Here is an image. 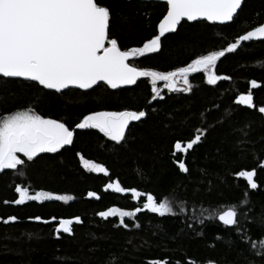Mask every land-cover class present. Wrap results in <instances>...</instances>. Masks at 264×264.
<instances>
[{
    "label": "trees",
    "instance_id": "obj_1",
    "mask_svg": "<svg viewBox=\"0 0 264 264\" xmlns=\"http://www.w3.org/2000/svg\"><path fill=\"white\" fill-rule=\"evenodd\" d=\"M98 3L110 9L109 38L122 50L140 47L158 35L159 21L167 12L163 3ZM260 24L264 0H246L231 24L184 22L161 37L157 53L129 63L173 71L199 55L223 50ZM214 73L230 79L209 84L205 73H191L190 91L157 85L161 95L156 99L148 77L121 90L101 83L86 92L58 93L0 76V118L31 108L73 128L93 111L146 112L129 124L121 141L97 129H77L71 145L39 153L32 161L21 155L23 165L0 171V264H264V246L259 243L264 241V113L258 111L264 106V41L244 42L225 53ZM251 80L260 86L252 89ZM250 89L255 107L238 104L237 97ZM197 129L203 130L200 141L187 153L173 155L175 142L193 139ZM81 157L103 165L107 174L86 169ZM178 160L184 161L187 172L179 169ZM253 169L255 190L236 175ZM117 181L152 194L158 202L167 199L175 214L153 213L143 209L146 196L133 199L132 194L106 187ZM17 186L28 188L30 195L43 191L72 199L17 205L11 203L19 198ZM89 192L96 198H88ZM231 206L236 207L238 223L228 228L218 216ZM114 207L142 210L123 223L118 216L98 215ZM12 215L17 221L3 222ZM36 216L41 221L31 219ZM76 217L80 219L71 233L55 231L61 219Z\"/></svg>",
    "mask_w": 264,
    "mask_h": 264
},
{
    "label": "snow or ice",
    "instance_id": "obj_2",
    "mask_svg": "<svg viewBox=\"0 0 264 264\" xmlns=\"http://www.w3.org/2000/svg\"><path fill=\"white\" fill-rule=\"evenodd\" d=\"M241 4L242 0H166L167 12L159 21V34L152 36L140 47L122 50L115 38H109L110 9L99 4L98 0H0V76L35 81L39 86L58 93L70 87L91 89L98 82H104L110 88L116 89L122 85H134L139 78L148 77L154 94L152 99L161 95L156 86L157 81H164L165 87L170 91L180 90L176 88V84L182 82L186 86L182 90L190 91L189 74L203 72L207 83L215 84L220 79H230L214 73L217 61L225 53L237 50L242 42L264 38V24L240 35L223 50L199 55L186 66L173 71L140 68L129 63V60L157 53L161 49V37L175 31L184 19L194 21L202 18L225 24L234 20ZM249 83L252 89L260 86L256 80ZM237 103L255 107L251 89L247 94L239 95ZM258 111L264 113V106L259 107ZM145 115L143 110L93 111L70 128L61 120L46 118L31 108L12 112L0 118V171L23 165L25 161L18 153L32 161L39 153H53L71 145L77 129H97L111 140L121 141L129 123L138 121ZM202 135L203 130L197 129L193 139L186 143L175 142L173 155L187 153L200 141ZM81 160L90 171L107 174L108 170L103 165L84 160L83 157ZM177 163L181 171H188L183 160H178ZM236 175L245 178L252 189L258 187L254 180L255 169L241 170ZM106 187L120 193L130 192L133 199L146 196L147 202L143 209L153 213L175 214L167 199L158 202L152 194L142 193L136 188H124L118 181L109 183ZM15 191L19 198L11 203L17 205L28 200L72 199L70 196H54L51 192L43 191L30 195L28 188L20 186ZM96 195L95 192L88 193L89 197ZM141 210L136 208L132 212L114 207L99 212L98 215L103 218L119 215L123 223L124 217L134 216ZM237 216L236 207L231 206L220 212L218 218L224 225L231 226L238 223ZM17 219L12 215L3 222H15ZM31 219L41 221L42 218L36 216ZM75 219L79 222L80 218ZM72 223L70 219H61L55 231L71 233ZM259 243L264 246V241ZM256 246L253 243L252 247ZM150 264L168 262L153 260Z\"/></svg>",
    "mask_w": 264,
    "mask_h": 264
},
{
    "label": "water",
    "instance_id": "obj_3",
    "mask_svg": "<svg viewBox=\"0 0 264 264\" xmlns=\"http://www.w3.org/2000/svg\"><path fill=\"white\" fill-rule=\"evenodd\" d=\"M131 1H142V2H147V3H163V4H166V0H131ZM245 1H246V0H242L241 7L237 10V14L235 15L234 19L236 18V16L238 15V13L240 12V10L242 9L243 4H244ZM233 21H234V20H233ZM233 21H232V22H233ZM184 22H187V23H190V24L197 23V22H207V23L210 24V25H219V26H224V25H228V24H231V23H232V22H227V23H225V24H221V23H219V22H210V21L204 20V19H202V18H199V19L194 20V21H187L186 19H184V20L181 21V23H180L179 25H177L176 30H177V29H178V28H179ZM253 41H254V42L264 41V38L253 39V40H250V41H247V42H253ZM243 43H244V42H242L241 45H242ZM241 45L238 46L237 50L240 48ZM106 46H107V43H106ZM235 51H236V50H235ZM1 77H3V76H1ZM5 78H9V79H19V80H23V81H29V80H26V79H24V78H16V77H5ZM142 79H143V77L139 78V79L137 80V82H136L134 85H122V86H120L119 88H116V90H121V89H126V88H132V87H134L139 81H141ZM30 82L37 83V82H35V81H30ZM101 83H104V82H98L97 85H94L91 89L95 88L96 86H98V85L101 84ZM41 87L43 88V86H41ZM44 89H45V88H44ZM70 89H72V90H80V91H83V92H86V91L91 90V89L83 90V89H79V88H75V87H70L69 89L62 90L61 92H63V91H67V90H70ZM254 89H255V88H254ZM46 90H48V91H55V90H49V89H46ZM55 92H56V91H55ZM250 188H251V187H250ZM251 189H252V188H251ZM252 190H255V189H252ZM126 194H131V193H130V192H127ZM88 198H90V199H95L96 196H95V197H89V196H88ZM218 217H219V216H218ZM218 221H219L223 226L228 227V228H232V227L235 226V225H231V226L224 225L223 222L219 220V218H218Z\"/></svg>",
    "mask_w": 264,
    "mask_h": 264
},
{
    "label": "rangeland",
    "instance_id": "obj_4",
    "mask_svg": "<svg viewBox=\"0 0 264 264\" xmlns=\"http://www.w3.org/2000/svg\"><path fill=\"white\" fill-rule=\"evenodd\" d=\"M147 55V54H146ZM130 59H132V58H130ZM157 85H162V87H164L165 86V82L164 81H157ZM156 85V86H157ZM184 87H186L185 85H183V83L182 82H177V84H176V88L177 89H180V90H174V91H183L182 89L184 88ZM186 92H188V91H186ZM132 122H135V121H131L130 123H132ZM129 123V124H130ZM18 155L19 156H21V155H23L22 153H18ZM21 158V157H20ZM83 163V162H82ZM83 166H84V164H83ZM85 167V166H84ZM86 168V167H85ZM86 169H88V168H86ZM89 170V169H88ZM114 216H118L119 217V215H114ZM120 218V217H119ZM124 218H127V217H124ZM123 218V219H124ZM121 219V218H120ZM77 221L76 220H73V223H72V225H71V228H72V226H73V224L74 223H76ZM60 233H64L63 231H61Z\"/></svg>",
    "mask_w": 264,
    "mask_h": 264
}]
</instances>
